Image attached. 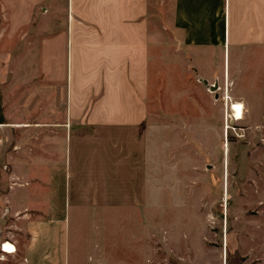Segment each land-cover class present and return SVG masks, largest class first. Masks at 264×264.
Wrapping results in <instances>:
<instances>
[{"label": "crops", "instance_id": "0c3cea01", "mask_svg": "<svg viewBox=\"0 0 264 264\" xmlns=\"http://www.w3.org/2000/svg\"><path fill=\"white\" fill-rule=\"evenodd\" d=\"M161 29L223 52L229 80L230 53L237 68L238 54L264 50V0H0V241L16 246L10 264H78L71 210L155 206L173 176L182 181L183 152L172 161L174 141H156L146 123ZM259 194L264 206V175Z\"/></svg>", "mask_w": 264, "mask_h": 264}, {"label": "rangeland", "instance_id": "374dc122", "mask_svg": "<svg viewBox=\"0 0 264 264\" xmlns=\"http://www.w3.org/2000/svg\"><path fill=\"white\" fill-rule=\"evenodd\" d=\"M161 30L165 34L154 38L146 123L159 129L156 141H174L168 151L172 161L183 152L182 181L173 176L171 187L157 194L155 206L71 210V260L79 256L78 264H264L258 263L264 256V206L259 194L264 99L263 90L256 91L264 78V50L251 58L238 54L237 68L235 54L230 53L229 99L243 104L235 98L242 93L252 117L244 112L242 120L229 116L227 121V102L222 100L224 53L197 52L184 46L176 31ZM198 76L218 81V100ZM11 261L10 255L0 253V264Z\"/></svg>", "mask_w": 264, "mask_h": 264}, {"label": "bare ground", "instance_id": "6f19581e", "mask_svg": "<svg viewBox=\"0 0 264 264\" xmlns=\"http://www.w3.org/2000/svg\"><path fill=\"white\" fill-rule=\"evenodd\" d=\"M223 82H224V78H223ZM224 83L226 85H223V93H224V96L225 95L226 96H225L224 99H223V96H222V100L224 101L225 104L227 102V108H226V111L227 112H226V115H225V119L228 121V117L230 116L232 118V120L234 119L233 121L242 120L243 119V115H244V105L240 101H231L229 99V94H228V90H227V85H228L227 71H226V81ZM228 112H230V113H228ZM227 125H228V122L225 125V132H226V134H227L228 128H229V125L228 126ZM226 147H227V145H226ZM8 243L12 244L11 242H4V246H3V249L2 250L4 252H7V253L13 252L14 251V245L13 244L10 245Z\"/></svg>", "mask_w": 264, "mask_h": 264}, {"label": "water", "instance_id": "95a60500", "mask_svg": "<svg viewBox=\"0 0 264 264\" xmlns=\"http://www.w3.org/2000/svg\"><path fill=\"white\" fill-rule=\"evenodd\" d=\"M194 72L197 73L195 69H194ZM198 81L203 83L207 90H209L210 92L214 93V99L215 100L219 99V94H218L219 83H218L217 80H215L213 83H211L207 79H205V78H203L201 76H198Z\"/></svg>", "mask_w": 264, "mask_h": 264}, {"label": "built area", "instance_id": "2783aa9c", "mask_svg": "<svg viewBox=\"0 0 264 264\" xmlns=\"http://www.w3.org/2000/svg\"><path fill=\"white\" fill-rule=\"evenodd\" d=\"M4 242H10L9 240L5 239L3 241H0V253L3 255H9V254H15L16 253V246L14 245L13 242H11L13 245H14V251L13 252H10V253H7V252H4L2 249H3V246H4Z\"/></svg>", "mask_w": 264, "mask_h": 264}, {"label": "trees", "instance_id": "16d2710c", "mask_svg": "<svg viewBox=\"0 0 264 264\" xmlns=\"http://www.w3.org/2000/svg\"><path fill=\"white\" fill-rule=\"evenodd\" d=\"M229 255V252L227 251L226 249V252H225V257H227ZM227 259V258H226ZM227 264V263H226Z\"/></svg>", "mask_w": 264, "mask_h": 264}]
</instances>
